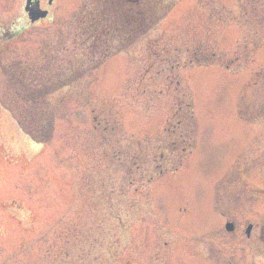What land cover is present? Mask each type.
<instances>
[{"label":"rangeland","instance_id":"374dc122","mask_svg":"<svg viewBox=\"0 0 264 264\" xmlns=\"http://www.w3.org/2000/svg\"><path fill=\"white\" fill-rule=\"evenodd\" d=\"M25 1L0 0V264H238L264 223V0H150L158 23L97 47L102 0L35 23Z\"/></svg>","mask_w":264,"mask_h":264},{"label":"trees","instance_id":"16d2710c","mask_svg":"<svg viewBox=\"0 0 264 264\" xmlns=\"http://www.w3.org/2000/svg\"><path fill=\"white\" fill-rule=\"evenodd\" d=\"M102 2L103 6L109 8L105 11L94 8L91 11V24L89 23V27L86 29V32H97L99 34L97 36L92 34V37L94 36L97 43L93 45L94 47L98 46L101 36L103 38L107 36L114 38V35H117L120 31V34L123 33L124 36L125 34H127V36L132 35V37L128 38L129 41H133L136 37L143 35L152 25L158 23L160 19V17L156 15L157 12L153 10V5L150 0H102ZM98 3L100 4V1H98ZM120 5H126L127 9L124 11L123 6L121 9ZM164 6L166 7L165 4ZM159 7L160 6H156L157 9H159ZM122 12L124 13L123 16ZM103 13L104 16H102ZM93 28L95 29L91 31ZM118 30L120 31L118 32ZM24 92L25 97L36 99L37 95L35 90L27 88ZM32 104L35 103L33 102ZM31 117L32 122L30 125L32 127L31 132H33L35 130L33 128L37 127L38 123L33 115H31Z\"/></svg>","mask_w":264,"mask_h":264},{"label":"flooded vegetation","instance_id":"af4514ba","mask_svg":"<svg viewBox=\"0 0 264 264\" xmlns=\"http://www.w3.org/2000/svg\"><path fill=\"white\" fill-rule=\"evenodd\" d=\"M230 222L232 228L227 229L226 224ZM223 226L225 232H234L238 230L235 222L230 220L227 221ZM251 229L245 230V241L242 244V259L239 260L238 264H264V223L254 221L250 223ZM255 224V225H254ZM211 257L217 258L214 255ZM232 256H227L223 261L216 260L215 264H234L235 260H231Z\"/></svg>","mask_w":264,"mask_h":264},{"label":"water","instance_id":"95a60500","mask_svg":"<svg viewBox=\"0 0 264 264\" xmlns=\"http://www.w3.org/2000/svg\"><path fill=\"white\" fill-rule=\"evenodd\" d=\"M25 10L28 12L31 22H35L47 15V11L41 10L38 0H27Z\"/></svg>","mask_w":264,"mask_h":264}]
</instances>
